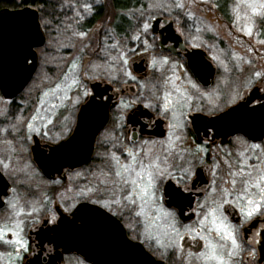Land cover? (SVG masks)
Wrapping results in <instances>:
<instances>
[{
	"label": "flooded vegetation",
	"instance_id": "obj_1",
	"mask_svg": "<svg viewBox=\"0 0 264 264\" xmlns=\"http://www.w3.org/2000/svg\"><path fill=\"white\" fill-rule=\"evenodd\" d=\"M10 1L0 0V12L27 7L38 12L45 43L35 49L37 71L40 50L49 49L44 0H36V6ZM160 18L157 32L150 25V40L142 46L134 43L129 57L122 51L123 35L114 27L122 20L113 19L112 28L103 31L104 67L110 73L129 72L124 61L131 58V75L124 81L117 80L118 75L100 81L112 87L103 97L111 95L112 101L109 118L86 161L48 178L34 161L33 147L36 142L48 160L50 147L74 133L78 112L91 90L67 124L61 114H30L24 125L27 133L32 128L29 147L0 146L2 264H12L9 256L16 245L12 234L24 240L16 264H49L54 258L57 264H119L124 253L127 264L139 263L141 255L143 264H264V115L239 116L246 120L238 124L244 130L230 134L213 122L245 102L255 88L249 107L263 104V78L244 88L215 83L219 68L203 46L190 42L192 23ZM163 19L172 22L175 34H159ZM57 22L55 39L65 31ZM17 24L13 34L8 33V24L1 30L0 58L26 48V35ZM195 49L203 50L214 66L213 80L207 84L199 82L188 66L187 54ZM109 54L120 58L111 61ZM139 62L144 75L133 72ZM184 73L191 81L182 80ZM151 91L153 102L147 95ZM225 92L233 97H225ZM138 106L149 115H138L129 123L128 115ZM50 124L48 130L61 127L66 132L58 139L47 137L45 127ZM12 134L0 138L16 143L19 137ZM42 183L49 188L42 189ZM249 200L260 205L251 216ZM58 232L67 234L66 243Z\"/></svg>",
	"mask_w": 264,
	"mask_h": 264
},
{
	"label": "rangeland",
	"instance_id": "obj_2",
	"mask_svg": "<svg viewBox=\"0 0 264 264\" xmlns=\"http://www.w3.org/2000/svg\"><path fill=\"white\" fill-rule=\"evenodd\" d=\"M65 1L66 6L71 7L69 15L61 20L66 24L65 31H60L55 39L54 26H49L50 50H40L39 68L27 88L13 103L3 99L0 94V137L8 136L7 133L10 132L19 137L15 138L16 143L0 138V146L14 145L23 150L28 148L32 142V128L28 131L30 133L24 128L26 116L61 114L67 124L90 94L89 83L101 81L102 76L103 79L117 78L115 72L110 73L109 68L107 70L104 67L101 57L94 52V45L99 28L102 32L105 28H112L113 19L124 14L127 17L135 14L134 18L139 20L137 22L147 24L149 31L152 21L157 17L174 19L181 23L184 20L190 21L193 33L190 42L203 46L219 68L215 83L224 86L233 84L236 88H244L259 77L264 81V15H253L252 9L248 7L253 0H136L132 1L126 11L113 10L109 0ZM101 3L106 4L104 17L91 33L75 27L74 23L83 22L82 14L90 16L94 12L92 7L100 6ZM225 5L222 12L220 6ZM142 30L144 31V28ZM86 33L85 46L78 45ZM130 60L131 58H127L126 62L124 61L128 74L119 75L117 80L124 81L130 77ZM182 80L191 81L186 73L183 74ZM144 82H148V79ZM147 95L153 102L154 93L151 91V96L149 93ZM224 96L229 99L233 97L227 96L226 92ZM49 127H53L52 124L46 125L45 135L52 139L61 138L66 132L61 127L48 130ZM28 174L31 177L32 171L29 168ZM46 185L39 184L42 189L49 188L50 185ZM38 190L41 191L40 188ZM32 195L35 196V193ZM18 240L22 243H17ZM11 241L16 245L13 246L9 257L11 263L16 264L22 255L24 240L20 234H12Z\"/></svg>",
	"mask_w": 264,
	"mask_h": 264
},
{
	"label": "water",
	"instance_id": "obj_3",
	"mask_svg": "<svg viewBox=\"0 0 264 264\" xmlns=\"http://www.w3.org/2000/svg\"><path fill=\"white\" fill-rule=\"evenodd\" d=\"M162 22L165 26L162 31H159V34L163 32L175 34L171 21L163 19ZM15 23H18L17 25L21 30L20 33L26 35V48L24 50L16 48V50L10 51L0 58V93L5 100L16 98L29 84L36 71L37 53L35 49L42 47L45 43V37L38 23L37 10L27 7L20 10H3L0 12V32L8 24L6 27L7 31L13 34L16 26ZM160 23V17L153 20L151 24L153 33L157 32ZM162 43L161 41L160 44ZM204 55L205 52L203 50L195 49L187 54V61L195 78L202 84H207L213 80L215 69ZM133 72L141 75L145 74V67L142 65V62L134 64ZM89 89L92 93L78 112L77 126L74 133L68 139L50 147L47 156L48 160H45L40 155L36 142L34 144L33 148L36 147L34 161L48 178L55 174H60L64 168H70L86 161L92 154L96 134L109 118L112 96L108 95L106 100H103V97L112 87L109 84L94 81L89 84ZM256 91L257 88L253 89L245 102H240L222 112L216 118H213V122L217 123L216 125H218L220 131L230 134L244 130L238 124L245 123L246 120L240 119L239 116L264 115V103L255 107H249V103L253 100ZM138 115L144 117L149 115V112L143 109L142 106H138L136 112L128 115L127 121L129 123L132 122ZM249 121L254 122L255 118L251 117ZM36 234L40 235L38 232ZM59 237L60 241L67 242L66 233H59ZM142 256L140 262L137 264H143ZM121 258L123 260L119 264H127L125 253ZM49 264H57V258H54Z\"/></svg>",
	"mask_w": 264,
	"mask_h": 264
},
{
	"label": "trees",
	"instance_id": "obj_4",
	"mask_svg": "<svg viewBox=\"0 0 264 264\" xmlns=\"http://www.w3.org/2000/svg\"><path fill=\"white\" fill-rule=\"evenodd\" d=\"M132 1L136 0H109L111 8L113 10H122V11H126L129 8V5L132 3ZM10 3H12L9 0ZM67 1L65 0H44L43 2V6H44V11H45V24H46V32L49 35V26H53L54 24H56V22L58 21L59 24H61V28L65 27L66 24H64L61 20L64 16L69 15L68 12H71V7L66 6ZM24 4H28V5H33L36 6V0H25ZM105 3H101L100 6L95 5L92 7V9L94 10V12L90 15L87 16L84 14H82V17L84 19L82 23H74L75 27L78 26V28L81 31H84L87 33H91L94 30V27L98 24L96 22L97 19H102L104 17V13H105ZM225 6H220V10L222 12H224L223 10L225 9ZM91 10V8H89ZM134 16H136L135 14H131L128 17L124 14L121 15L120 18H115V19H120L122 20V22L120 23H116V27L119 31V33H121L123 35L122 38V51L124 53V56L129 57L131 54H128L129 51L134 49L133 44L135 43V45H140L142 46L143 43H147L150 38H148V35L150 34V31L145 30V25L142 22H137L139 21L138 19L134 18ZM117 17V16H116ZM50 23V24H49ZM114 24V23H113ZM139 29H137L138 27ZM127 27H134V30H126ZM66 28V27H65ZM144 28V31L142 30ZM101 31V32H100ZM87 33L83 36V39L79 41L78 45L85 46V41H86V35ZM97 41L96 44L94 45V52L95 54L99 55L101 57V61L104 64V55L105 54V48H104V41L106 40V37L104 36L102 30L99 28L98 34H97ZM95 42V41H94ZM48 44L50 45V42H48ZM88 44L90 45V40L88 41ZM94 44V43H93ZM139 46V48H140ZM51 47V46H49ZM86 48V47H85ZM50 50V48H49ZM117 54V53H116ZM103 56V57H102ZM79 57V56H78ZM77 57V58H78ZM91 57V56H90ZM111 61H116L118 60L120 57L116 56L115 54L112 56H110V54L108 55V57ZM84 58H82L83 60ZM128 73L124 70L121 73H118L117 75H127ZM104 76H102L103 79Z\"/></svg>",
	"mask_w": 264,
	"mask_h": 264
},
{
	"label": "snow or ice",
	"instance_id": "obj_5",
	"mask_svg": "<svg viewBox=\"0 0 264 264\" xmlns=\"http://www.w3.org/2000/svg\"><path fill=\"white\" fill-rule=\"evenodd\" d=\"M182 7V5H180ZM248 7L252 9V13L253 15H264V0H253L252 3L248 4ZM145 30H147L148 25L145 24ZM194 86V85H193ZM261 196L262 199H264V189H261ZM249 205H251L252 207L250 208V210L248 211V215L251 216L253 214L254 211H256L260 205L255 201V200H249L248 201ZM137 215H140V213H137ZM3 234V229H0V236H2ZM229 237H231V233H229ZM233 239V243L235 244V239ZM17 243H22V241H17ZM26 250V249H25Z\"/></svg>",
	"mask_w": 264,
	"mask_h": 264
}]
</instances>
